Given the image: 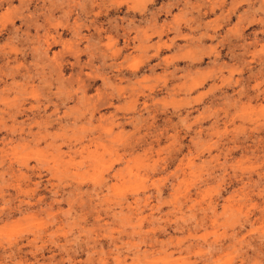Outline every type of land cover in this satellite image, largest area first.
<instances>
[{"label":"rangeland","instance_id":"1","mask_svg":"<svg viewBox=\"0 0 264 264\" xmlns=\"http://www.w3.org/2000/svg\"><path fill=\"white\" fill-rule=\"evenodd\" d=\"M0 264H264V0H0Z\"/></svg>","mask_w":264,"mask_h":264}]
</instances>
